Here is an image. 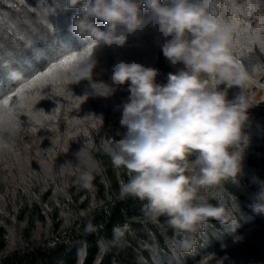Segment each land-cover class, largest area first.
<instances>
[{
	"label": "trees",
	"instance_id": "1",
	"mask_svg": "<svg viewBox=\"0 0 264 264\" xmlns=\"http://www.w3.org/2000/svg\"><path fill=\"white\" fill-rule=\"evenodd\" d=\"M60 3L0 0V97L72 52H82L85 42L70 30L75 10H60ZM212 11L233 26L237 55L255 80L264 81V46L251 42L255 36L264 38V2L218 0ZM97 23L103 28L102 22ZM136 43L135 39L130 46ZM112 48L101 45L93 55L112 58ZM156 53L147 64L142 63L148 55L129 60L157 69L156 83L166 84L168 73L177 69L167 62L161 47ZM87 84L74 85L70 94L48 102L39 115L48 121L39 135L31 123L23 122L16 130L14 153L34 151L40 141L44 150L37 152L41 164L28 181L13 185L10 207L0 210V264H264V238L256 239L264 231V211L253 210L255 204L264 203L257 198L264 191V106L248 110L244 131L250 143L244 151L240 184H226L218 194L234 208L237 226L210 221L197 248L176 256L166 217L153 223L145 216V202L120 197L121 181L128 176L113 165L109 149L115 147L110 139L119 140L126 131L119 122L120 106L129 93L93 97L86 95ZM238 92L229 89L228 98ZM82 104L88 111L81 109ZM61 152L72 155L63 172L47 160ZM85 173L92 177L90 188L83 186ZM7 194L8 183L0 172V201ZM115 229L124 232L121 240ZM243 244L245 252L236 253Z\"/></svg>",
	"mask_w": 264,
	"mask_h": 264
},
{
	"label": "clouds",
	"instance_id": "2",
	"mask_svg": "<svg viewBox=\"0 0 264 264\" xmlns=\"http://www.w3.org/2000/svg\"><path fill=\"white\" fill-rule=\"evenodd\" d=\"M215 3L61 0L58 6L75 10L70 30L85 42L81 51L91 48L90 55L70 68L71 83L87 81L86 95L108 98L130 81L129 95L120 106L119 122L126 131L119 140L110 139L115 147L109 149L113 165L128 176L121 181L120 197L145 202V216L153 223L166 217L176 256L197 248L210 221L237 226L234 208L218 194L226 184H240L244 151L250 143L244 131L248 110L264 102L251 91L254 76L237 55L233 26L212 11ZM148 26L164 38L163 55L177 69L168 73L166 84L156 83L157 69L137 62L115 63L110 82L94 78L95 49L124 47L129 35ZM251 42L264 46L259 36ZM232 88L239 92L229 99ZM15 137L9 111L0 105V152H13ZM81 179L85 188L91 187L90 174ZM257 198L264 201V191ZM253 210L264 211V203L255 204ZM114 231L121 240L124 232Z\"/></svg>",
	"mask_w": 264,
	"mask_h": 264
},
{
	"label": "rangeland",
	"instance_id": "3",
	"mask_svg": "<svg viewBox=\"0 0 264 264\" xmlns=\"http://www.w3.org/2000/svg\"><path fill=\"white\" fill-rule=\"evenodd\" d=\"M218 1V0H216ZM215 6V5H214ZM136 39L138 43L135 45L130 46L133 41ZM156 40V41H155ZM162 43H164V38L161 34L157 31L156 28L152 26H148L144 28L142 31H138L137 33L131 35L128 39L127 45L124 47H119L113 45L112 48V58H100L97 55H93V57L97 60V67L94 70V74L99 72L98 75H94L95 79L103 80L105 82H110L111 76V69L112 66L117 63L118 61L130 62V58L134 57L135 55H139V57H144V63H150L151 59L156 57L158 54L156 53V49L160 48ZM157 55H154V54ZM66 81L63 84L62 89L54 88L50 84H44L45 87L42 89L33 88L26 90L24 93L25 97L29 99H34L35 103L32 105L33 114H21V123H31L33 126L39 128L38 132L36 133L39 135L41 131L44 129V123L48 122L47 120H40L39 115L43 114L44 111L47 110L49 107L48 102L53 103L58 97L61 95L65 96L70 94V88L74 85L84 86L87 81H81L80 83H71L70 80V73H66ZM102 77V78H101ZM262 78V77H260ZM255 86L251 89V91L255 94V98L257 101H264V81L261 79L255 80ZM130 84V81L126 82L125 85L121 86L117 91L120 92L125 90V95L127 96L128 91L127 87ZM124 95V96H125ZM13 98V101H17ZM102 98V97H99ZM109 98V97H108ZM104 99V98H103ZM20 100V99H19ZM18 100V101H19ZM87 103L86 98L83 101V104ZM80 105L82 106L81 109L84 112L88 111V105ZM257 105L264 106V102H260ZM13 106V103H10V107ZM27 128L31 130V127L28 126ZM44 145L43 142L40 141L38 148L34 151L27 152L25 154H17L14 152H0V172L3 175L4 181L8 183V194L4 197L2 201H0V210H4L9 208L12 201V191L15 190L13 185L24 183L27 180L31 171L35 170V168L40 164L41 161H38L39 156L37 152L43 151ZM40 154V153H39ZM41 155V154H40ZM42 156V155H41ZM48 162L55 165L59 172H63V169L66 165L71 163L72 155L70 152L54 155L47 159ZM50 168L49 166H46ZM256 238L257 240L264 238V231H262L259 236ZM245 244L240 246L238 252L236 253H244L245 252Z\"/></svg>",
	"mask_w": 264,
	"mask_h": 264
},
{
	"label": "snow or ice",
	"instance_id": "4",
	"mask_svg": "<svg viewBox=\"0 0 264 264\" xmlns=\"http://www.w3.org/2000/svg\"><path fill=\"white\" fill-rule=\"evenodd\" d=\"M264 2V0H262ZM91 53V48H88L80 53L72 52V54L65 56L59 60L58 63L51 64L46 71H41L35 74L27 82L23 83L21 87L11 92L10 95L0 97V105H3L9 111V116L15 129L18 130L21 127V114L32 115V105L35 103L34 99H29L24 96L26 90L43 86L44 84H50L54 88L62 89L63 84L66 81V73L69 72L72 65L79 59H83ZM14 97H20L19 101H13ZM10 103L13 106L10 107Z\"/></svg>",
	"mask_w": 264,
	"mask_h": 264
}]
</instances>
